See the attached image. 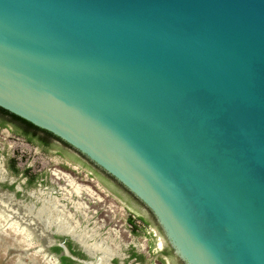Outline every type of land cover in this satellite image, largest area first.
I'll return each mask as SVG.
<instances>
[{
    "label": "water",
    "instance_id": "water-1",
    "mask_svg": "<svg viewBox=\"0 0 264 264\" xmlns=\"http://www.w3.org/2000/svg\"><path fill=\"white\" fill-rule=\"evenodd\" d=\"M0 107L125 188L180 264H264V0H0Z\"/></svg>",
    "mask_w": 264,
    "mask_h": 264
},
{
    "label": "rangeland",
    "instance_id": "rangeland-1",
    "mask_svg": "<svg viewBox=\"0 0 264 264\" xmlns=\"http://www.w3.org/2000/svg\"><path fill=\"white\" fill-rule=\"evenodd\" d=\"M57 151V148L43 150L38 144L32 145L0 127V193H12L22 203L35 202L38 192L59 198L70 189L65 184L66 177L68 183L87 188L80 195L73 193L64 200L71 214L74 213L73 223L93 233L96 241L105 239L114 257L122 255L119 264H177L166 242L161 241L155 221L136 199L129 201L123 190L91 164L77 157L68 160ZM30 178L34 180L32 184L28 183ZM72 202H78L81 208L77 211ZM127 207L134 214L144 216L147 224L135 221L133 228L126 221ZM61 234L53 226L42 230L37 225L29 227L18 218L9 220L0 211V264H59L58 255L51 248L59 236H66ZM143 245L147 247L143 249ZM132 252L141 256L139 262ZM90 258L95 259L91 264L98 263L97 257Z\"/></svg>",
    "mask_w": 264,
    "mask_h": 264
},
{
    "label": "bare ground",
    "instance_id": "bare-ground-1",
    "mask_svg": "<svg viewBox=\"0 0 264 264\" xmlns=\"http://www.w3.org/2000/svg\"><path fill=\"white\" fill-rule=\"evenodd\" d=\"M67 181L69 180L65 177V184L69 185L70 189L62 193L61 197H50L45 192H38L36 195L37 199L33 203L16 201L12 193L6 195L2 192L0 193V211L7 219L18 218L20 222L29 227L37 225L38 228L45 230L53 226L56 232L72 236L89 256L97 257V264H109L110 259L112 260L114 257V253L110 250L109 245L105 244V239L99 240L98 242V240L96 241L94 239L93 233L90 234L79 229L78 224L73 223L74 213L72 212L73 214H71L67 203L64 202L66 198L70 199L71 194L75 193L76 195H80L87 188L84 189L76 184H70ZM62 189L65 190L64 188ZM72 207L77 211L81 208L78 202H72Z\"/></svg>",
    "mask_w": 264,
    "mask_h": 264
},
{
    "label": "flooded vegetation",
    "instance_id": "flooded-vegetation-1",
    "mask_svg": "<svg viewBox=\"0 0 264 264\" xmlns=\"http://www.w3.org/2000/svg\"><path fill=\"white\" fill-rule=\"evenodd\" d=\"M0 127L11 130L12 132L17 134L18 136H21L24 140H26L28 143H30L32 145L38 144V146L40 148H42L43 150L57 148V150H58L57 152L60 155H62L63 157H66L68 160L73 159V157L74 158L77 157L78 159L82 160V158L78 157L74 152L71 151L72 148L69 145H67L65 142L59 140L56 136H51L50 134H48L42 130L28 128L25 125L23 126V123L21 121L14 119L11 115H9L7 113H3L2 111H0ZM10 169L13 171V168H10ZM5 175H6V170H5ZM106 176L108 177V179H110L113 182L115 187L123 190V192L126 195V198L129 201H130V199L134 198L129 192H127V190L125 188H123L119 183H117L111 176H109V175H106ZM33 181L34 180L31 178L28 179L29 184H32ZM3 192H5V191H3ZM13 197H14V195H13ZM14 199H15V197H14ZM134 199H132V200H134ZM126 209L128 212V216L126 217V221L130 225H132L133 228L136 227L135 221H139L141 223V225L147 224V219L144 216L134 214L133 212H131L129 210L128 207ZM150 217H151V215H150ZM78 221H79V219H78ZM80 225H81V223H80ZM61 235H66V236H59L57 241H56V244L54 246H52V248H51V250L58 255L59 264H78V263L75 260L71 259L70 257H68L70 260H66V261L63 260L62 256H65V255L62 252L63 250L58 246V243L65 244L67 246L68 250L70 251V253L72 255L78 257V258L86 259V260H95V259H91L90 258L91 256L89 257L88 254L85 252L84 248L81 247V245L79 243H77L70 235H68V234H61ZM56 247H58L60 249H56ZM146 247H145V245H143L142 248L144 249ZM131 254L134 255L133 256L134 259H137L138 262L141 260V256L139 254H135L133 252ZM120 257H121V259H123L122 255L113 257L112 260L110 259L109 264H119L120 262L118 261V259H120ZM176 263L180 264L178 261H176Z\"/></svg>",
    "mask_w": 264,
    "mask_h": 264
},
{
    "label": "trees",
    "instance_id": "trees-1",
    "mask_svg": "<svg viewBox=\"0 0 264 264\" xmlns=\"http://www.w3.org/2000/svg\"><path fill=\"white\" fill-rule=\"evenodd\" d=\"M0 111H2L3 113H7V114L11 115L14 119H17V120L21 121V122L23 123V126L25 125V126H27L28 128H33V129L42 130V131H44V132L50 134L51 136H54V135L51 134L50 132L38 128L37 126L33 125L31 122H29V121H27V120H25V119H23V118H21V117L15 115V114H12V113L8 112L7 110H5V109H3V108H1V107H0ZM56 249H60V248L56 247ZM62 259L65 260V261H66V260H70L67 256H62Z\"/></svg>",
    "mask_w": 264,
    "mask_h": 264
}]
</instances>
